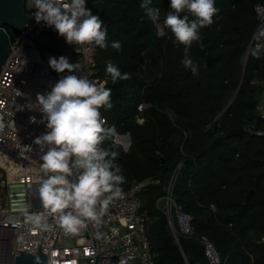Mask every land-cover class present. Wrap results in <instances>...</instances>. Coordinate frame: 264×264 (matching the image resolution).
<instances>
[{"label": "trees", "instance_id": "trees-1", "mask_svg": "<svg viewBox=\"0 0 264 264\" xmlns=\"http://www.w3.org/2000/svg\"><path fill=\"white\" fill-rule=\"evenodd\" d=\"M142 2L92 0V6L109 45H121L119 51L96 47L98 74L111 89L113 105L101 109V115L132 142L124 152L110 135L102 147L118 154L123 191L135 182L153 181L140 199L156 264H187L188 257L212 264L202 238L214 247L218 264H264V136L246 130L225 137L252 126L264 131L257 113L264 85L252 84L264 81V50L259 59L248 51L258 25L255 6L264 0H215L219 11L213 24L200 30L187 53L198 66L197 75L183 67L184 48L173 43L171 33L157 35ZM151 6L161 9L162 23L170 0H152ZM6 30L15 37L13 28ZM60 51L57 35L42 49L44 55L51 53L48 61L59 58ZM109 60L130 79L113 84L106 74ZM141 103L149 105L143 125L136 121ZM180 164L174 199L192 217L193 233H179L176 240L157 201Z\"/></svg>", "mask_w": 264, "mask_h": 264}, {"label": "built area", "instance_id": "built-area-1", "mask_svg": "<svg viewBox=\"0 0 264 264\" xmlns=\"http://www.w3.org/2000/svg\"><path fill=\"white\" fill-rule=\"evenodd\" d=\"M85 6L94 15L92 0H85ZM35 10L32 0H23L26 15L34 19ZM255 13L258 25L249 52L258 43L264 45V39L257 41L254 38L264 31V5H256ZM56 35L61 45L58 57H66L72 64L80 61L84 67L78 74L86 75L99 86L106 87L107 84L98 74L96 47L86 50L89 46H83L78 52L53 27L43 22L37 24L35 19L25 31L14 38L10 35L11 47L0 71V125L3 126L0 131V264H15L18 251L23 249L33 254L42 252L48 256L49 264H156L147 234L148 218L140 199L141 193L153 183L150 179L135 182L123 191V197L110 204L98 226L90 223L78 234H66L51 216L46 218L47 230L36 228L24 214L25 207L29 214L43 212L38 196L42 178L39 163L43 153L34 140L46 134L48 129L43 114L28 105L36 103L37 94L50 92L60 79L49 67L47 58L51 53L44 55L42 52ZM252 84L264 85V81L255 80ZM148 107L145 103L138 106L136 121L139 125L145 123L144 112ZM257 113L264 121V91ZM33 117L35 123L31 122ZM101 118L103 127L112 129L110 135L114 137V143L129 152L132 145L130 139L120 135L104 116L101 115ZM246 130L264 136V131L256 130L254 126ZM181 167L182 164L175 170L165 195L157 201L176 240L179 233H193L192 217L184 213L174 199L175 181ZM97 233L101 234L99 239ZM202 240L212 264H218L219 257L214 247L206 238Z\"/></svg>", "mask_w": 264, "mask_h": 264}, {"label": "clouds", "instance_id": "clouds-1", "mask_svg": "<svg viewBox=\"0 0 264 264\" xmlns=\"http://www.w3.org/2000/svg\"><path fill=\"white\" fill-rule=\"evenodd\" d=\"M32 3L36 23L53 27L78 52L83 46H89L86 50L93 47L106 50L109 46L120 50L118 41L109 45L103 21L86 8L85 0H32ZM151 4L152 0H143L140 7L157 35L170 32L173 43L184 48L183 67L197 75L198 66L187 53L193 42L200 39V30L213 24L219 11L215 0H170V11L162 23L161 9ZM254 38L264 39V31ZM262 47L258 43L251 55L259 59ZM48 63L56 73L67 75H61L50 92L37 94L36 103L28 105L43 114L48 131L34 140L43 153L38 188L43 212L29 214L27 207L23 211L36 228L47 230L46 218L51 216L66 234H78L90 223L98 226L110 204L124 195L125 176L115 162L118 154L102 147L112 129L103 127L100 110L113 107L112 92L78 74L84 67L80 61L72 64L61 56L49 58ZM106 74L113 84L131 77L130 73L122 74L110 60L106 63ZM31 122H36L34 117ZM100 235L96 234L97 239ZM36 264H40L39 257Z\"/></svg>", "mask_w": 264, "mask_h": 264}, {"label": "water", "instance_id": "water-1", "mask_svg": "<svg viewBox=\"0 0 264 264\" xmlns=\"http://www.w3.org/2000/svg\"><path fill=\"white\" fill-rule=\"evenodd\" d=\"M33 23L34 19L29 15H26L23 11V0H0V71L9 54V50L11 47V37L6 30V27L13 28L17 32H23L28 27L32 26ZM249 56L250 54L248 53L245 61V68L247 66ZM210 62L211 60L208 59V66H210ZM237 94L238 91L235 97L237 96ZM235 97L233 98V100L235 99ZM233 100L231 101L229 106L232 104ZM243 133H245V129L241 128L239 130L229 132L225 137L232 138L234 136L242 135ZM126 136L131 141L130 135L127 134ZM252 194L253 191L247 196V201L250 199ZM36 257H39L40 264H49L47 255L43 254L42 252L33 254L30 252H26L25 249L18 251L15 264H36ZM186 262L187 264H198L195 258L191 257H188L186 259Z\"/></svg>", "mask_w": 264, "mask_h": 264}, {"label": "rangeland", "instance_id": "rangeland-1", "mask_svg": "<svg viewBox=\"0 0 264 264\" xmlns=\"http://www.w3.org/2000/svg\"><path fill=\"white\" fill-rule=\"evenodd\" d=\"M19 33H20V32H17V31H16V32H15V35H16V34H19ZM236 93H237V92H236ZM236 93H235V95H236ZM235 95H234V97H235ZM234 97H233V98H234ZM230 103H231V102H230ZM120 135H124V134H120ZM126 135H127V134H126ZM119 148H120L122 151L126 152L123 146H119Z\"/></svg>", "mask_w": 264, "mask_h": 264}]
</instances>
